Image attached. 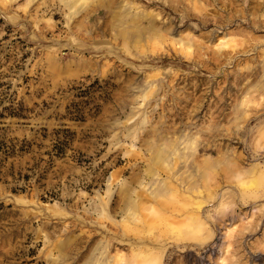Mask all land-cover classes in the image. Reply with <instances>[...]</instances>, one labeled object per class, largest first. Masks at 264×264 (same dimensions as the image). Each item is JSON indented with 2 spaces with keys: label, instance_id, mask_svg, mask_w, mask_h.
<instances>
[{
  "label": "rangeland",
  "instance_id": "374dc122",
  "mask_svg": "<svg viewBox=\"0 0 264 264\" xmlns=\"http://www.w3.org/2000/svg\"><path fill=\"white\" fill-rule=\"evenodd\" d=\"M0 82V264H264V0H0Z\"/></svg>",
  "mask_w": 264,
  "mask_h": 264
},
{
  "label": "trees",
  "instance_id": "16d2710c",
  "mask_svg": "<svg viewBox=\"0 0 264 264\" xmlns=\"http://www.w3.org/2000/svg\"><path fill=\"white\" fill-rule=\"evenodd\" d=\"M0 122L5 117H23L25 115V107L17 100L13 101L12 93H8L5 89L8 86L7 82H0ZM6 101V104H4ZM2 128L0 127V130ZM12 152V146L6 144L4 133L0 131V164L9 153Z\"/></svg>",
  "mask_w": 264,
  "mask_h": 264
}]
</instances>
